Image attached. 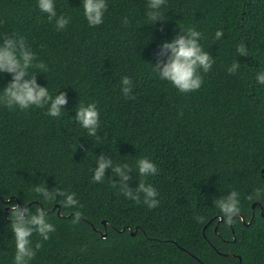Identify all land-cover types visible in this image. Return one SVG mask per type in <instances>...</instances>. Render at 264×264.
<instances>
[{"label":"trees","instance_id":"1","mask_svg":"<svg viewBox=\"0 0 264 264\" xmlns=\"http://www.w3.org/2000/svg\"><path fill=\"white\" fill-rule=\"evenodd\" d=\"M147 3L106 0L103 23L90 26L83 0H54L57 16L69 18L58 29L38 0H0V33L22 37L47 66L29 76L66 97L58 117L48 106L0 103V264L15 256L13 203L44 209L55 227L48 240L33 233L30 264H264V195L249 199L256 189L264 193V84L256 79L264 72V0H166L165 20L156 23ZM188 28L202 34L213 64L198 70V90L181 93L154 67L170 55H159L164 43ZM240 45L248 55L238 53ZM11 79L0 73V95ZM92 102L99 140L75 119L79 104ZM102 154L133 168L130 188L140 180L154 187L158 206L149 208L142 193L140 202L126 198L111 169L93 182ZM141 157L156 174L139 176ZM36 186L74 193L78 204L65 208L60 195L45 201ZM231 191L239 193L240 212L227 223L215 201ZM254 201L260 206L252 208Z\"/></svg>","mask_w":264,"mask_h":264},{"label":"clouds","instance_id":"2","mask_svg":"<svg viewBox=\"0 0 264 264\" xmlns=\"http://www.w3.org/2000/svg\"><path fill=\"white\" fill-rule=\"evenodd\" d=\"M166 0H148L147 16L150 20L157 21L165 20L161 7L165 5ZM84 15L90 26H98L103 23L104 12L107 8L106 0H83ZM38 7L42 12L48 14V19L51 22L55 20L58 29L64 28L69 18L63 15L57 16L54 0H38ZM124 23L128 20L125 18ZM154 23V24H155ZM201 33L195 28H188L186 31H181L171 43H164L159 55L163 56L170 50V55L166 62L158 61L155 70L158 72L162 80L171 82L181 93L196 91L201 87L202 78L198 70L203 69L207 72L211 69L213 60L211 55L204 51L199 40ZM223 35L222 30L215 33L216 39H220ZM240 55H248L244 45L238 46L237 49ZM35 68L41 71H46L47 66L43 61H38L36 53L26 44L21 37L8 36L0 33V73H11L12 79L3 88V93L0 95V103L4 104L8 109L19 108L26 110L31 106L43 108L48 106L47 114L52 117H58L61 114V106L66 103V97L63 92L53 96L47 87H42L36 82V76H29V69ZM239 68V63H233L228 69L230 73H234ZM257 82L264 84V72L257 73ZM122 92L128 96L131 92V79L127 76L122 78ZM76 121L87 130L89 137H95L97 140L100 137L97 135L99 128V112L95 102L87 105L81 103L76 110ZM97 166L94 169L92 177L93 182H102L105 178L107 169L112 170L113 176L119 177V188L122 194L129 199L140 202L141 193L143 194V202L149 207H157L159 201L156 199L157 191L150 184H146L144 180H140L138 187L132 189L127 181L130 180L127 171L133 169L129 164H115L111 157L104 154L97 156ZM139 176L147 177L157 173V166L147 157H141L136 161ZM114 181V186H115ZM33 191L36 194H43V200L51 202L57 195L66 196L61 203L65 208L75 206L78 201L74 199L73 194H66L59 189L49 191L44 186H36ZM264 193L261 189H256L249 199L260 198ZM239 193L231 191L226 197L215 201L216 207L226 218L227 223H231L233 217L240 212ZM27 205V204H25ZM80 212H76L75 219H80ZM9 219L11 221V231L15 239V256L13 264H30L34 258L36 250L32 247L31 237L35 232L44 240L49 239V233L55 231L53 224L49 223L46 218V211L42 208H37L35 212L27 206L19 204L10 205ZM197 220L203 222L204 217L198 216ZM41 245L36 244V249Z\"/></svg>","mask_w":264,"mask_h":264},{"label":"water","instance_id":"3","mask_svg":"<svg viewBox=\"0 0 264 264\" xmlns=\"http://www.w3.org/2000/svg\"><path fill=\"white\" fill-rule=\"evenodd\" d=\"M263 169L261 170V172L263 173ZM255 205H259V202L258 201H254L252 204H251V207L254 208ZM260 206V205H259ZM260 210H261V214H264L263 212V208L260 206ZM102 223L104 224L105 223V220H102ZM249 223V221L247 222V224ZM106 234L103 233L102 236H105Z\"/></svg>","mask_w":264,"mask_h":264}]
</instances>
